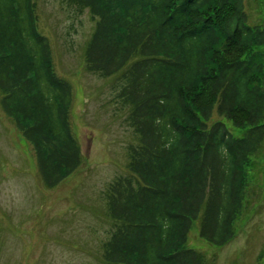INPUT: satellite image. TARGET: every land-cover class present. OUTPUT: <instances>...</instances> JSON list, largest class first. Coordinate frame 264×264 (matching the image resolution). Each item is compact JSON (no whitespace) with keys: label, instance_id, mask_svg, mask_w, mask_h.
<instances>
[{"label":"trees","instance_id":"trees-1","mask_svg":"<svg viewBox=\"0 0 264 264\" xmlns=\"http://www.w3.org/2000/svg\"><path fill=\"white\" fill-rule=\"evenodd\" d=\"M36 1L0 0V105L54 189L84 157L73 84L56 71ZM59 1L89 12L84 67L114 79L135 135L127 174L105 190L103 263L213 264L187 243L196 221L217 247L236 237L251 156L264 144L263 23L250 24L245 0Z\"/></svg>","mask_w":264,"mask_h":264},{"label":"rangeland","instance_id":"rangeland-1","mask_svg":"<svg viewBox=\"0 0 264 264\" xmlns=\"http://www.w3.org/2000/svg\"><path fill=\"white\" fill-rule=\"evenodd\" d=\"M245 1L250 24L264 25V0ZM36 6L38 26L54 45L56 71L73 84L70 119L84 161L59 186L45 188L32 146L0 105V264H104L103 244L112 231L105 190L127 174L135 135L115 98L114 79L84 67L94 27L89 12L74 14L59 0H37ZM251 160L236 237L217 247L199 236L198 221L190 231L187 247L213 264H264V144Z\"/></svg>","mask_w":264,"mask_h":264}]
</instances>
